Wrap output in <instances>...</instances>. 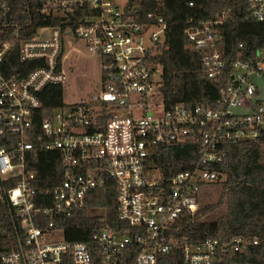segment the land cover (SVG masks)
<instances>
[{
  "label": "built area",
  "instance_id": "1",
  "mask_svg": "<svg viewBox=\"0 0 264 264\" xmlns=\"http://www.w3.org/2000/svg\"><path fill=\"white\" fill-rule=\"evenodd\" d=\"M164 1L154 0L153 9L140 15L128 0H37L40 15H54L59 24L20 42V60L39 63L22 78L2 73L13 45L0 41V264H156L158 255L175 252L186 264H221L225 255L258 244V237L190 243L173 234L174 223L196 210L201 187L216 180L207 167L223 160L224 145L264 133V105L256 99L264 54L233 62L231 81L214 106L165 108L161 68L150 61L157 49L168 48ZM248 1L250 16L263 21L264 0ZM228 13L185 29L187 46L202 53L201 69L216 81L225 67L219 27ZM77 42L99 58V89L53 111L36 129L39 94L49 85L64 89ZM185 143L199 146L195 168L166 181L157 171L150 174L155 148ZM37 150L59 153L66 168L51 189L35 186L36 174L28 168L29 154ZM106 176L115 182L117 218L126 227L113 228L102 217L91 241L65 239L61 223Z\"/></svg>",
  "mask_w": 264,
  "mask_h": 264
},
{
  "label": "trees",
  "instance_id": "2",
  "mask_svg": "<svg viewBox=\"0 0 264 264\" xmlns=\"http://www.w3.org/2000/svg\"><path fill=\"white\" fill-rule=\"evenodd\" d=\"M128 1L129 9L133 4L138 5L140 15L154 7V0ZM190 1L194 3L192 7L188 6ZM248 3V0L163 2L165 44L168 48L157 49L150 61L161 68L159 90L165 108L176 103L188 107L201 104L214 106L220 89L231 81L233 62L237 59L253 61L257 52L264 54V20L258 21L250 16ZM39 8L37 0H0V41L13 45L1 67L6 77L22 78L36 68L39 65L37 61L20 60V42L35 36L43 26L59 24L54 15L41 16ZM226 9L229 10L228 18L219 27L223 35L225 67L222 77L216 81L202 71V53L187 46L185 29L196 21L214 19ZM39 97L42 104L33 122L36 129L43 118L67 106L63 103V88L60 85L46 86ZM259 103L264 105V100ZM109 114V111L102 113L100 126L105 124ZM223 150V160L207 167L217 174L215 181L207 183L220 187L217 200L198 205L194 212L182 215L173 225V234L190 243L206 238L227 242L237 237H258L257 245H250L237 255H225L221 264H264V133L238 144L224 145ZM29 156L28 168L36 174L35 186L51 189L64 179L66 168L59 153L37 150ZM198 159L197 144L162 146L155 148L149 156L148 169L151 175L157 171L166 181L174 173L195 168ZM71 172L81 171L72 169ZM115 199V182L106 176L101 188L87 194L84 206L61 223L64 238L77 242L91 241L102 217L113 228H125V224L117 218ZM156 264L186 263L179 252H175L158 255Z\"/></svg>",
  "mask_w": 264,
  "mask_h": 264
},
{
  "label": "rangeland",
  "instance_id": "3",
  "mask_svg": "<svg viewBox=\"0 0 264 264\" xmlns=\"http://www.w3.org/2000/svg\"><path fill=\"white\" fill-rule=\"evenodd\" d=\"M68 66V81L63 89V103L70 104L86 99L90 93L99 89L100 63L99 58L87 52L82 42L73 44ZM258 90L256 99L264 100V79L257 80ZM220 187L216 184H207L199 190L198 205L211 203L217 200ZM197 205V206H198Z\"/></svg>",
  "mask_w": 264,
  "mask_h": 264
},
{
  "label": "crops",
  "instance_id": "4",
  "mask_svg": "<svg viewBox=\"0 0 264 264\" xmlns=\"http://www.w3.org/2000/svg\"><path fill=\"white\" fill-rule=\"evenodd\" d=\"M73 49H75V48H73Z\"/></svg>",
  "mask_w": 264,
  "mask_h": 264
}]
</instances>
